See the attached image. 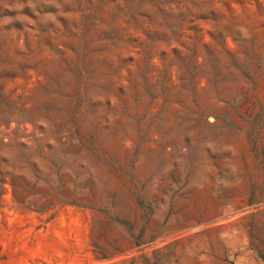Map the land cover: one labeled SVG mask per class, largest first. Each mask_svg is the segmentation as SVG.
Listing matches in <instances>:
<instances>
[{"label": "rangeland", "instance_id": "1", "mask_svg": "<svg viewBox=\"0 0 264 264\" xmlns=\"http://www.w3.org/2000/svg\"><path fill=\"white\" fill-rule=\"evenodd\" d=\"M0 264H264V0H0Z\"/></svg>", "mask_w": 264, "mask_h": 264}]
</instances>
